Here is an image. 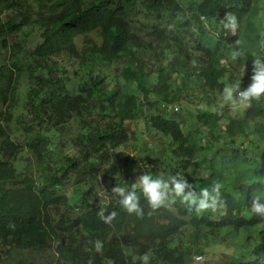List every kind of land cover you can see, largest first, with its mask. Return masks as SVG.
<instances>
[{
	"label": "trees",
	"instance_id": "trees-1",
	"mask_svg": "<svg viewBox=\"0 0 264 264\" xmlns=\"http://www.w3.org/2000/svg\"><path fill=\"white\" fill-rule=\"evenodd\" d=\"M263 47L264 0H0V264L51 248L49 264L145 252L192 264L202 235L264 226L251 210L254 197L264 204V95L235 114L219 95L252 83ZM142 124L158 135L131 156ZM146 174L169 183L159 208ZM172 177L197 197L219 183L215 211L189 209ZM114 187L136 193L140 214ZM249 239L248 261L196 264H264V230Z\"/></svg>",
	"mask_w": 264,
	"mask_h": 264
},
{
	"label": "clouds",
	"instance_id": "clouds-1",
	"mask_svg": "<svg viewBox=\"0 0 264 264\" xmlns=\"http://www.w3.org/2000/svg\"><path fill=\"white\" fill-rule=\"evenodd\" d=\"M226 19L227 23L225 24V28L230 29L231 33L234 35L238 26L236 18L231 14H227ZM253 72L254 75L252 76V83L245 90L238 91L239 84L234 86L225 85L222 92V99L224 103H230L233 107L247 106L253 98L259 99L262 95H264V64H262L259 60H254ZM237 92L238 97L237 95H234ZM140 183L152 208H159L164 204L169 191V183L167 181L160 178L153 179L151 175L146 174L141 177ZM171 183L174 185L172 190L175 195L182 197L181 202H187L189 209L195 205L197 213L207 211L209 209L215 211L220 195L221 185L219 183L214 184L211 190L208 188L201 189L199 197L191 191L185 193V189L190 188L191 185L183 178L177 179L176 177H172ZM113 192L118 193L122 197L120 204L124 209H126L129 213L135 212L140 214L141 209L139 207L138 197L134 191L126 194L124 188L114 187ZM251 210L257 215H264V204L260 203V197L257 196L253 198ZM115 215V213H112L107 217L102 215L101 219H103L106 223H110ZM99 248L100 245L98 242L97 249L99 250ZM200 259L201 257H196V260ZM150 260L151 254L149 252L132 257L133 264H137V261H139L140 264H150Z\"/></svg>",
	"mask_w": 264,
	"mask_h": 264
},
{
	"label": "rangeland",
	"instance_id": "rangeland-1",
	"mask_svg": "<svg viewBox=\"0 0 264 264\" xmlns=\"http://www.w3.org/2000/svg\"><path fill=\"white\" fill-rule=\"evenodd\" d=\"M79 43L81 44V39L79 40ZM228 54L231 53L229 52ZM238 77L242 79L243 72H239ZM226 85H230V84H226ZM239 91H242V89H240ZM222 92L219 93L221 97H222ZM234 95H237L238 97V92L235 93ZM220 106L222 110H225L227 106L231 114H235L236 111L238 110L241 111L243 110V108L247 107V106L233 107L230 103L226 104L224 102ZM166 115L172 116L173 113L166 111ZM142 125L145 130V132L142 133V137L130 143L129 146L123 148V150L130 152L131 156H137L139 153H142L144 151L143 143H144V139L146 138V133L151 137V139H154L155 136L158 135V133L150 129L148 125L146 124H142ZM143 153H145V151ZM98 186L101 189V194L104 195L105 188L103 186L102 180L98 181ZM68 194H70V191H68ZM260 228L261 230H264V226L262 225H256L254 227L245 228V229L243 228L234 229L232 227H226L221 229L220 230L221 232L219 234L218 233H215L214 235L208 234L206 235L207 237L202 235V241H199L200 239H197L196 245L199 246L200 250L203 253L200 252L199 248L197 247L193 248V252L191 256L192 264H196L197 262H201V263L206 262L207 260H213L215 262H223L238 258L244 261L250 260L253 257V254L251 253V249L254 246L255 242L251 241L249 239V236L251 234H255V231H258ZM198 242L200 244H198ZM192 243L193 242H191V244ZM188 244L190 245V243ZM53 253H54V248H51L41 254L36 253L34 255L32 253H27L25 251H16L14 257L8 259V261L5 264H28L29 262H33V261L36 264H49L50 257L53 255ZM24 255L30 257L25 258ZM243 255L246 256L245 257L246 259L243 258ZM196 257H201V259L196 260Z\"/></svg>",
	"mask_w": 264,
	"mask_h": 264
}]
</instances>
